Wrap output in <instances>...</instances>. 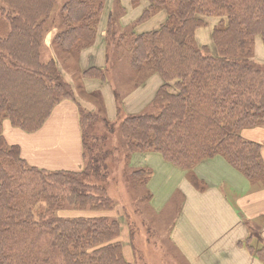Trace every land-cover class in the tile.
<instances>
[{
    "label": "trees",
    "instance_id": "1",
    "mask_svg": "<svg viewBox=\"0 0 264 264\" xmlns=\"http://www.w3.org/2000/svg\"><path fill=\"white\" fill-rule=\"evenodd\" d=\"M54 2L10 0L12 8L4 15L11 31L0 35V264H131L116 241L117 220L58 214L68 204L94 211L114 207L104 189L90 184L102 160L86 137L95 113L81 110L88 167L78 172L31 167L2 134L5 120L35 131L57 103L74 98L55 61L41 59L43 23ZM150 2L141 20L160 11L167 20L159 31L134 35L131 62L135 70L159 73L166 83L154 101L158 113L125 118L130 151L159 153L183 170L220 156L250 181L264 182L261 145L241 136L246 128L264 127V66L253 61L255 37L264 41V0ZM99 10L95 0H68L57 44L72 51L92 42ZM198 16L226 18L213 31L218 56L198 47L196 30L204 25ZM85 76L105 81L100 69ZM139 175L145 184L151 172L140 170ZM192 182L200 185L195 177ZM256 254L264 262V248Z\"/></svg>",
    "mask_w": 264,
    "mask_h": 264
},
{
    "label": "crops",
    "instance_id": "2",
    "mask_svg": "<svg viewBox=\"0 0 264 264\" xmlns=\"http://www.w3.org/2000/svg\"><path fill=\"white\" fill-rule=\"evenodd\" d=\"M123 6H130L127 0H123ZM149 7V0L132 2L130 19L126 17L122 21L135 22ZM103 17L93 44L79 52L78 63L84 75L80 81L82 95L98 96L109 116H117L119 104L126 115L142 114L165 84L159 73H147L144 79H136L131 67L126 65L128 72L125 70L124 79L119 80L124 88L122 100L116 95L115 81L85 76L90 69L105 72L110 66ZM166 19L164 11L154 13L140 22L135 31L156 32ZM199 41L203 44V33ZM258 43L263 45L261 40ZM75 86V97L57 103L39 129L27 132L14 127L9 120L3 122L6 142L18 146L21 157L31 167L52 172L83 169L86 162L81 110L97 112L98 104L80 95ZM241 136L261 145L264 161V127L246 128ZM133 165L153 172L146 184L147 205L153 219H161L160 226L167 232L168 243L177 255V261L171 264H264L256 254L264 248V182L250 181L220 156L206 159L192 170H183L159 153H136ZM192 177L200 185L196 186ZM122 241L125 258L135 264L138 251L130 231L122 233Z\"/></svg>",
    "mask_w": 264,
    "mask_h": 264
},
{
    "label": "rangeland",
    "instance_id": "3",
    "mask_svg": "<svg viewBox=\"0 0 264 264\" xmlns=\"http://www.w3.org/2000/svg\"><path fill=\"white\" fill-rule=\"evenodd\" d=\"M95 1L100 7L99 18L96 25V35L102 16H104V29L106 28L107 58L110 61V66L104 72L105 81L110 80L113 83L115 81V92L121 99L124 88L119 85V80L124 79L122 73L125 72L128 65L133 70L132 72H134L136 79H144L147 73L149 74L147 70H135L131 62V45L135 38L134 35H140L136 33L135 28L140 22L142 23V21L146 19L141 20L140 18L132 23L122 21L126 20V17L130 19L128 15L130 14V8H132V2L136 4L138 0H127L130 6H125V8L123 6V0ZM67 2L68 0H55L50 15L44 20V42L41 47V59L44 63H48L51 60L55 61L60 76L71 86L75 97L74 85H76L75 87L77 89L79 88L78 93L80 95L83 93L80 81L81 77L84 75L78 63L79 52L88 45H92L96 37L92 42H83L80 43V45H76V48L72 51H65L57 44L56 37L65 28V13L63 10ZM10 8H12L10 0H0V35L3 37H7L11 31L10 23L7 21V17L4 16L10 11ZM198 18L204 21V25L196 30L195 38L198 47L206 49L208 53L213 56H218V48L213 40V31L221 22L226 21V18L219 16H198ZM202 33L204 40L203 44L199 41V35ZM260 40L263 42V45L258 43ZM253 51V61L264 66V41L260 35L256 36L254 39ZM126 72H128V70H126ZM170 85L171 91L176 93L177 90L174 83H170ZM82 96L98 104V111H94L96 121L92 123L86 137L88 145L93 151V155L97 154L102 160L99 162V175L98 177L92 175L90 184L104 189L105 194L111 199L114 207L112 209L94 211L93 209L82 210L83 208L79 210L78 207L68 204L63 210L59 211L58 214L60 216L73 218L107 217L112 220H117L120 225V232L116 241L121 242L124 255L122 233L126 230L127 232L130 231L131 239L135 241L134 246L138 251V258L135 264L175 263L177 261V255L168 243L167 232L160 226L161 219H153L148 208L149 191L146 188L147 183L144 184L141 182L143 179L140 175L136 176L138 171L146 170L151 172V179L153 172L149 168H137L133 165V157L136 153L130 151L128 140L124 136L123 131V123L128 115L124 113L121 104H119L117 116H109L106 111V106L102 105L98 96H85V94ZM155 98L151 106L144 113L138 115L158 113V109L154 106ZM112 105L111 103V106ZM87 167L88 160L85 163L84 170L87 169ZM150 179L148 181H150ZM147 218L149 222L146 223V221H148ZM125 241L128 243L127 239Z\"/></svg>",
    "mask_w": 264,
    "mask_h": 264
}]
</instances>
